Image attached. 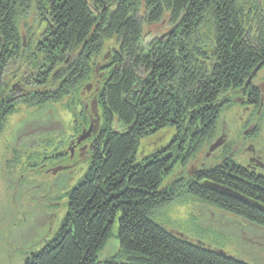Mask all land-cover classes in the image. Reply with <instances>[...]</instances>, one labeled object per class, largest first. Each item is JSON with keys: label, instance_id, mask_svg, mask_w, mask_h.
I'll list each match as a JSON object with an SVG mask.
<instances>
[{"label": "trees", "instance_id": "1", "mask_svg": "<svg viewBox=\"0 0 264 264\" xmlns=\"http://www.w3.org/2000/svg\"><path fill=\"white\" fill-rule=\"evenodd\" d=\"M251 3L0 0V134L19 106L67 97L76 105L93 78L103 114L94 121L86 176L68 192L60 236L27 264H246L175 236L154 217L194 196L264 228L262 174L224 162L193 180L169 181L179 142L186 159L210 142L227 95L246 91L264 63V10ZM29 17L33 27L21 26ZM165 19L172 24L166 38L146 43L144 25ZM112 41L118 49L104 51ZM114 118L122 130L112 128ZM168 127L176 132L171 145L150 156L139 153L143 138ZM116 223L126 261H100Z\"/></svg>", "mask_w": 264, "mask_h": 264}, {"label": "rangeland", "instance_id": "2", "mask_svg": "<svg viewBox=\"0 0 264 264\" xmlns=\"http://www.w3.org/2000/svg\"><path fill=\"white\" fill-rule=\"evenodd\" d=\"M244 1L249 4L252 0ZM253 2L264 10V0ZM24 21L33 27L32 17L22 20L21 26ZM170 30L168 19L146 24L145 42L166 38ZM109 46L118 49L119 43L108 42L104 51ZM99 61L98 77L104 64L102 58ZM96 80L90 83L91 90L80 91L76 105L70 97L41 107L22 105L8 118L0 134V264H27L60 234L68 212V192L84 179L90 163L91 138L80 144L76 141L88 134L90 122L96 129L94 121L102 114L93 96ZM252 85L258 90V104L253 106L254 95L251 98V93L242 90L227 95L226 102L232 103L223 110L215 136L195 155L186 159L187 150L181 151L179 142L173 151L177 159L169 181L193 180L198 171L224 162L264 174V66ZM86 118L91 120L83 127ZM112 128L122 130L123 126L114 118ZM175 135L169 127L149 135L140 141L139 153L150 156L165 149ZM73 141L77 145L74 150L68 147ZM154 220L188 242L222 251L246 264H264V228L199 198L183 196L161 209ZM98 257L100 261H126L121 255L117 223Z\"/></svg>", "mask_w": 264, "mask_h": 264}, {"label": "flooded vegetation", "instance_id": "3", "mask_svg": "<svg viewBox=\"0 0 264 264\" xmlns=\"http://www.w3.org/2000/svg\"><path fill=\"white\" fill-rule=\"evenodd\" d=\"M245 89H246V91H244L245 93H251L250 94V96H251V98L253 97V95H254V97H255V94H256V92H258V90L254 87V85H252V83H250L247 87H246V85H245ZM257 95V94H256ZM254 99V98H253ZM251 101V100H250ZM250 101H249V103H250ZM254 101V104H253V106H256V104H258V100L256 101L255 99L253 100ZM261 101V103H262V100H260ZM245 102V101H244ZM232 103V101L231 100H229V102H228V104H227V106L229 105V104H231Z\"/></svg>", "mask_w": 264, "mask_h": 264}, {"label": "water", "instance_id": "4", "mask_svg": "<svg viewBox=\"0 0 264 264\" xmlns=\"http://www.w3.org/2000/svg\"><path fill=\"white\" fill-rule=\"evenodd\" d=\"M263 65V63H261L255 70L254 74L259 70V68ZM252 76L250 77V80H251Z\"/></svg>", "mask_w": 264, "mask_h": 264}]
</instances>
